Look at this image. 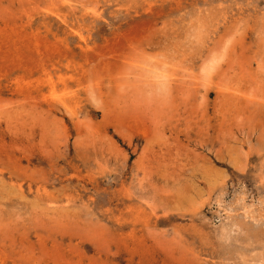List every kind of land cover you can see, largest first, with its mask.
Returning <instances> with one entry per match:
<instances>
[{
  "label": "rangeland",
  "instance_id": "374dc122",
  "mask_svg": "<svg viewBox=\"0 0 264 264\" xmlns=\"http://www.w3.org/2000/svg\"><path fill=\"white\" fill-rule=\"evenodd\" d=\"M0 264H264V0H0Z\"/></svg>",
  "mask_w": 264,
  "mask_h": 264
}]
</instances>
